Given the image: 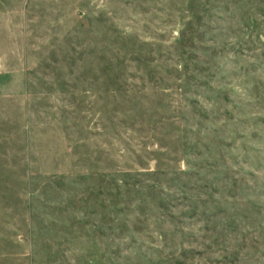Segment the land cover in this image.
I'll list each match as a JSON object with an SVG mask.
<instances>
[{
    "label": "rangeland",
    "instance_id": "rangeland-1",
    "mask_svg": "<svg viewBox=\"0 0 264 264\" xmlns=\"http://www.w3.org/2000/svg\"><path fill=\"white\" fill-rule=\"evenodd\" d=\"M0 264H264V0H0Z\"/></svg>",
    "mask_w": 264,
    "mask_h": 264
}]
</instances>
